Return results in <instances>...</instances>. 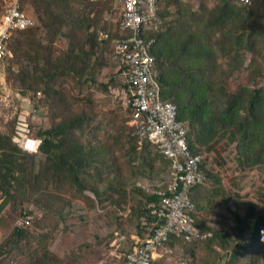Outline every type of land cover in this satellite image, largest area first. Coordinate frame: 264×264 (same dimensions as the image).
I'll use <instances>...</instances> for the list:
<instances>
[{
    "label": "rangeland",
    "instance_id": "374dc122",
    "mask_svg": "<svg viewBox=\"0 0 264 264\" xmlns=\"http://www.w3.org/2000/svg\"><path fill=\"white\" fill-rule=\"evenodd\" d=\"M76 1L78 9L83 16H89L96 31L111 28L119 20L120 9L113 0H107L101 6L93 0ZM231 4L239 9L237 4ZM166 7V17L172 22L177 38H184L183 32L188 30L213 51L211 59L203 58L193 64H212L213 70L208 77L215 85H223L230 91L243 86L264 88V35L259 31L251 34L240 28L243 11L236 10L221 19L226 13L222 0H177L173 5L165 0ZM87 36L88 30L82 25L73 30L64 28L56 38L45 31L35 37H22L20 54L13 51L15 61L4 63L2 71L16 93L18 89L28 90L26 100L17 95L30 135L36 136L65 120L77 119L80 125L73 129L77 143L84 146L86 152L93 148L96 151L103 149L100 154L97 152L98 156L97 153L89 156L92 163L100 167L99 188L117 189L115 175H120L128 179L127 192L116 191L113 197L106 194L100 199L91 189L82 191L68 173L61 177L48 173L41 155L33 161L16 152L15 158L24 166L16 167L12 173L20 180L26 178L28 185L23 187L19 181L13 182V201L0 214V245L11 237L20 219L26 217L30 218L31 241L28 245L23 244L22 249L27 251L25 255L13 250L11 264H30L29 254L37 252L40 256L44 250L61 258L63 264H121L138 232L137 221L128 216L140 200L134 193L138 188L136 183L140 179L151 181L146 177H135L133 173L142 167L147 156L153 166V179L164 181L167 175V166L154 147L131 154L128 152L130 143L124 145V141L135 135L127 122L129 102L126 94L121 87L110 83L113 77L110 66L102 67L95 58H88L83 69L80 64L76 65L82 74L80 80L73 74H64L70 67L68 62L73 61L68 58L70 51L77 49L75 41L83 44ZM47 54L51 55L53 64H47ZM55 71L58 73L51 81L46 79V75ZM101 84L111 85L104 91ZM39 90L41 95L37 94ZM35 95L36 100H40L38 107L34 106ZM14 128L12 120L0 128V134H11ZM4 154L5 150H0L3 166H12ZM229 165L234 167L236 163ZM90 172L93 173V169ZM233 172L230 170L226 175L219 172L221 183L209 179L200 190L207 207L212 200L213 225L225 224L228 231H232L229 219L231 207L235 206L233 192L245 194L257 186L264 187V169L248 176L238 174L237 181L230 180ZM35 175L40 178L34 180ZM82 178L90 180L91 176L83 174ZM33 188L40 191L34 193ZM4 199L5 194L0 190V204ZM215 248L216 253L197 250L193 261L190 256L183 257L191 260L190 264H228L227 250L220 245ZM242 264H249V259ZM260 264H264V257Z\"/></svg>",
    "mask_w": 264,
    "mask_h": 264
},
{
    "label": "trees",
    "instance_id": "16d2710c",
    "mask_svg": "<svg viewBox=\"0 0 264 264\" xmlns=\"http://www.w3.org/2000/svg\"><path fill=\"white\" fill-rule=\"evenodd\" d=\"M113 1L118 8L117 0ZM176 1L169 0V4H176ZM222 1L226 13L221 16V19L230 13L234 14L236 10L243 11L240 28L251 34L259 31L264 35V0H254L250 6H245L235 0ZM1 2L0 16L4 5L3 0ZM93 2L101 6L108 1L93 0ZM232 2L237 4L239 9L234 8ZM77 4L76 0H23V7L37 17L38 23L28 29L16 31L10 41V48L16 55H19L22 50L20 41L22 37H35L40 31H45L50 37L56 38L64 28L69 27L73 30L84 25L88 30V36L83 44L75 41L78 50L72 49L70 51L68 58L73 61L68 62L70 67L64 74H73L80 80L82 74L76 65L80 64L83 69L86 67L88 58H95L100 66L112 68L113 77L110 83L125 91L128 86L125 83L123 72L118 70V65L112 60L114 40L127 37V33L120 28L121 10L116 25L96 31L93 29L94 23L89 22V16L82 15ZM160 6L164 23L158 31L150 32V36L156 38L153 53L160 70L159 81L162 97L165 101L177 105L179 119L189 127L190 148L193 153L203 155L201 167L207 175V180L221 183V176L218 173L222 172L226 175L230 170H233V176L230 177V180L237 181L238 174L248 176L258 169H264V88L243 86L239 90L230 91L223 85H215L208 77L213 70L212 64L205 63L197 66L193 64L196 61L200 62L203 58L211 59L213 51L206 48L188 30H184V38H177L173 32L172 22L166 17L165 0H161ZM219 21L220 19H218ZM102 32L108 33L109 37L101 39ZM46 60L48 65L54 63L51 55L47 54ZM14 61L15 58H6L2 64L6 62L11 64ZM57 73L55 71L46 75V79L51 81ZM6 79L15 94L27 98V89H18L16 93L7 75ZM110 85L101 84L104 91H108ZM40 92L41 90L37 94L39 95ZM36 95L34 96V106L38 107L41 104L39 99L36 100ZM131 112L132 107L129 104L128 121ZM16 119H14L13 133L0 134V150H5L6 160L12 164V166L4 167L0 161V190L5 194V199L0 204V214L13 201V182L19 181L23 187L28 185L26 178L20 180L12 173L16 167L24 166L15 158L16 152L21 153L26 160L33 161L37 155H41L45 158L48 173L53 172L57 177L68 173L72 182L78 184L82 191L91 189L100 199H103L102 197L106 194L113 197V192L116 191L118 193L127 192L128 179L120 177V175H115L117 181L115 187L117 189L99 188V182L102 180L100 167L94 165L89 156L97 152L100 154L103 149L99 148L96 151L93 148L86 152L84 146L77 143L73 136V129L80 125L77 119L65 120L50 129L38 132L36 137L40 140V145L34 153L23 150L20 143L16 141ZM130 128L135 135L134 138L129 136V141L122 140L124 145L130 143L128 146L129 153L146 151L152 147L156 149L148 140L140 138L131 126ZM157 153L167 166V175L163 178L166 180L170 173L171 163L158 150ZM100 162L102 161L100 160ZM232 162L236 163V166L229 165ZM92 169L93 173L90 172ZM83 174L90 175L91 179H83ZM152 174V163L145 156L142 167L137 169L133 176L146 177L155 183L163 182L153 179ZM39 178L40 175L34 176V180ZM202 186L203 184L192 191V197L196 203L194 218L196 224L200 228L212 232L213 237L193 243L173 240L169 246L175 249V260L168 262L165 258H160L154 264H190L191 260L183 256H190L193 261L196 259L197 250L216 253L215 246L217 245L229 253L228 264H242L245 259H249V264H260L264 257V187L257 186L245 194L233 192L235 206L231 207L232 216L229 219L232 223V231H228L225 224L213 225L212 211L210 210L212 200H209V207H207L206 199L202 197L200 192ZM33 190L34 193L40 191L37 188H33ZM134 193L139 196L140 200L128 216L137 221L138 232L133 243L126 249L125 254L132 251L134 247L141 245L145 238L150 235L156 223V218L150 212V203L158 200V198L138 188L134 189ZM30 227L31 224L17 225L11 237L0 245V264H11L10 257L13 250H18L19 254L22 255L26 254L27 251L23 250L22 247L24 243L30 244ZM246 241H248L247 244ZM36 253L31 252L29 254L30 264H63L61 258L55 257L47 250H44L40 256ZM125 260L124 256L121 264H124ZM204 262L207 263L206 260Z\"/></svg>",
    "mask_w": 264,
    "mask_h": 264
},
{
    "label": "built area",
    "instance_id": "2783aa9c",
    "mask_svg": "<svg viewBox=\"0 0 264 264\" xmlns=\"http://www.w3.org/2000/svg\"><path fill=\"white\" fill-rule=\"evenodd\" d=\"M245 6L254 0H235ZM0 16V128L16 119V141L23 150L34 153L40 140L30 135L19 97L11 89L2 61L13 57L10 41L18 30L37 25V17L23 7V0H3ZM161 0H117L121 10L120 28L125 38L114 40L112 60L123 72L127 89L124 91L132 112L128 124L142 139L153 144L170 161L169 176L161 183L140 179L136 186L158 198L150 203L156 223L143 243L125 254L124 264H154L157 259L175 260L170 243L203 241L213 233L200 228L194 218L196 203L192 191L204 184L207 175L201 167L202 154L193 153L188 141L189 127L179 119L176 104L165 101L159 81L160 70L153 49L158 31L164 23ZM109 34L102 32L101 39ZM41 95V92L39 93ZM26 100V98H24ZM30 218L20 219V226L30 224Z\"/></svg>",
    "mask_w": 264,
    "mask_h": 264
}]
</instances>
